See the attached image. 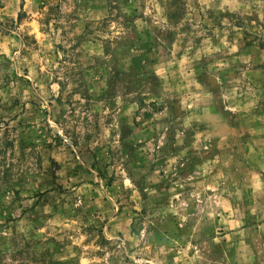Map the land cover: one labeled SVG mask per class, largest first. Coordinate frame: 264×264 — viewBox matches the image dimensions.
Wrapping results in <instances>:
<instances>
[{
  "label": "rangeland",
  "instance_id": "obj_1",
  "mask_svg": "<svg viewBox=\"0 0 264 264\" xmlns=\"http://www.w3.org/2000/svg\"><path fill=\"white\" fill-rule=\"evenodd\" d=\"M0 264H264V0H0Z\"/></svg>",
  "mask_w": 264,
  "mask_h": 264
}]
</instances>
